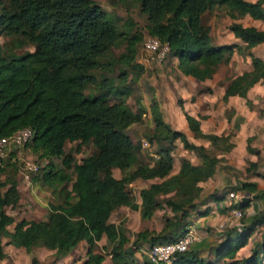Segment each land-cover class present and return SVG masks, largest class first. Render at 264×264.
<instances>
[{
  "label": "trees",
  "instance_id": "trees-1",
  "mask_svg": "<svg viewBox=\"0 0 264 264\" xmlns=\"http://www.w3.org/2000/svg\"><path fill=\"white\" fill-rule=\"evenodd\" d=\"M133 1L145 16L148 36L167 44V55L176 60L181 75L198 82L211 79L219 65H226L232 54L238 52L243 58L249 57L251 69L230 78L221 99L225 101L234 95L245 99L248 89L257 82L264 87V62L249 52L264 42V32L232 22L228 30L243 44L211 45L209 28L202 23L204 13L218 7H224L231 20L245 15L263 20L264 0ZM122 34L115 20L93 0H0V36L9 43L8 47L0 45V137L25 127L33 132L25 147L38 160H46L39 169V179L60 198L58 203L48 205L45 220H15L6 208L16 206L19 201L17 180L15 176L1 178L8 162L0 160V260L4 257L2 238L16 248L51 249L55 259L68 256L83 241L82 264H102L103 255H96L94 247L104 237L111 264H155L144 256L140 262L134 258L130 247L125 246L128 238L123 229L109 222L114 210L128 207L146 220L159 209L171 213L163 215L159 231L144 229L134 234L130 245L137 250L141 243L152 245L179 239L199 205L221 202L230 190L246 195L223 208L241 211L238 227L222 230L218 241L191 243L185 251L174 254L170 264H264V234L253 242L246 257L234 258L255 230L264 227V208H255L250 215L245 212L250 199L264 201V190H259L253 181H238L220 193L212 191L200 199L199 184L211 178L216 166L224 162L222 155L233 147L232 133H203L199 121L182 110L192 137L206 141L214 150L210 152L203 145L191 143L184 133L171 129L152 100L148 109L153 131L147 143L157 159L151 164L140 160V144L133 143L126 130L141 120L143 109L133 112L127 106L126 87L113 86L105 79L96 83L93 75L120 39H124L125 49L117 62L135 75L142 71L135 62L140 36L135 33L123 38ZM25 46H31L32 51L14 52ZM120 75L124 81L127 72ZM94 84L100 91L85 94L86 87ZM175 141L198 162L182 158L177 173L170 175ZM250 141L247 138L246 151L258 155V150L250 147ZM66 142L76 143L74 152L87 144L94 150L75 161L72 154L64 152ZM51 158H59L61 167L56 168ZM247 165L246 172L258 175L256 163ZM113 168L123 174L133 169V177L161 181L140 189L137 204L128 198L123 179L112 176ZM204 213L207 212H199ZM9 225L11 230L7 229ZM205 251L211 258L200 255ZM30 264H37L36 259L32 258Z\"/></svg>",
  "mask_w": 264,
  "mask_h": 264
},
{
  "label": "rangeland",
  "instance_id": "rangeland-1",
  "mask_svg": "<svg viewBox=\"0 0 264 264\" xmlns=\"http://www.w3.org/2000/svg\"><path fill=\"white\" fill-rule=\"evenodd\" d=\"M93 1L96 2L109 17L115 20L118 30L123 32V38L135 33L140 36L141 39L136 45L135 56V62L139 61L141 54H143L142 40L149 36L145 29V16L139 11L138 3L133 0ZM232 21H239V23L242 25L245 24V19L243 17H240L236 20H231L226 15V9L224 7L214 8L212 11L204 13L202 16V23L207 25L209 28L211 45H217L215 44L216 42H219L217 36H223L222 32L225 28H228L229 23H232ZM0 45L8 47V39L6 37L0 36ZM32 49L33 48L31 46H25L21 49H15L14 52L21 53L26 50L32 51ZM124 49L125 41L124 39H120L117 45L111 48L103 58L101 66L93 71V75L96 83H100L102 79H105L111 82L113 86L119 87L122 85L126 87L127 95L125 102L127 106L133 112L138 109H143L144 113L141 116V120L130 125L126 130L127 135L133 143L140 144V140L142 139L148 141L147 137L151 136L153 131V122L151 120L148 108L152 100L157 104L163 121L168 124L171 129L182 132L180 125L182 122L185 124L181 109L183 108V105L188 101L191 103L194 102L196 96H215L210 90L205 89L198 81H194L189 77L181 75L176 68V60L168 55L165 56L164 60L159 65L154 63L145 65L139 64L142 67V71L135 75L134 72H131L127 68L123 67L121 62H117V58L122 52H124ZM233 64L235 66L236 63L233 62ZM230 68L231 67H228L227 65L224 66L222 64L219 65L217 69L218 71L216 70L215 73H218V76L220 75L221 78H229ZM122 71L127 72L124 81L121 80L120 73ZM92 87L95 88L93 89ZM98 91H100V89L97 87V84H94L87 86L84 93H96ZM213 98L214 97L208 100V102L212 103L213 105V107L210 108L213 116H211V118L209 115L201 116L203 124H205L204 128H208L214 124H219L221 128L219 118L216 117L217 106L215 102H213ZM201 104V101H197L192 104V106L198 109ZM229 114L232 118L233 112L230 111ZM206 119L209 120L207 121ZM221 129L226 131L225 126H223ZM229 133H233V128L230 129ZM187 139L191 143L203 145L210 152H214V150L209 147L206 141L202 139L193 138L190 134L188 135ZM175 144L176 145L172 151L173 162L170 175L177 173V166L179 165V161L182 158L188 159L191 163L198 162L197 158L191 152L182 148L179 141H175ZM75 145L76 143L68 142H66L64 145V152L72 154V157L75 161H79L80 158L90 154L94 150L90 144H87L81 146L77 152H74L73 149ZM140 150V160L147 164H151L154 159L150 157L149 154L154 152V149H144L140 147ZM20 159L38 161L41 167L46 164L45 159L38 160L37 157L29 151L28 147H21L19 149L16 148L9 152L8 156L2 158L3 163H8L6 164L5 173L1 175V178L3 179L5 177L15 176L18 184L17 188L19 189V203L12 208L7 207L6 212L9 215H12L15 220H19L20 218L25 220L43 219L46 215L45 209L48 208V205L58 203L60 198L58 197L56 191H52L41 184L39 179L41 171H39L37 176H35L37 177V180L33 181V178L35 177L32 176L29 182H23L16 164ZM51 162L56 168L61 167L59 158H51ZM68 173H70V175L72 174L70 171H68ZM112 173V176L115 175L119 177V179H123L128 198L133 202H139L138 192L140 189L148 187L152 182L158 183L161 181V179L141 180L139 178L133 177L135 176L133 169L126 171L124 174L115 169L112 171ZM236 176L242 180L246 178L241 174V172H237ZM260 182L262 183V181ZM233 185L234 184L227 186ZM228 192H230V190L226 191L225 197ZM253 201L257 202L261 206L260 209L264 208V201ZM163 215L171 216V213L167 209H159L154 212L150 219L146 220L140 217L138 211H133L128 207L122 206L112 212L109 222L113 223L118 228L121 227L123 229L124 235L128 238V243L125 246L130 247L134 258L140 262L142 257L139 255L138 249L136 250L132 245H130L134 241V234L144 229L148 230L149 232L159 231L162 226ZM237 221L238 220H235L231 215H229L226 222L222 224L221 229L224 230L227 228L226 225L228 223L230 224L229 226H233L234 224H237ZM7 228L10 230L12 225H9ZM215 233L217 234V232ZM198 234L201 236L202 232H198ZM5 241V239L2 240V250L4 252V257L2 260H0V264H30L31 257H35L37 264H82L83 260L85 259V250L84 245L82 244H79L68 256L63 257L62 259H55L53 252H50L46 249L44 251L40 249H31L33 250L32 256H27L25 254L21 257H18V255L15 254V251L10 249V247L4 243ZM108 252L109 245L107 244L106 239L102 237V239L96 243L94 247V253L96 255H103L104 264H111L112 258ZM203 256L207 257L209 255L203 254ZM209 258H211V256H209Z\"/></svg>",
  "mask_w": 264,
  "mask_h": 264
},
{
  "label": "crops",
  "instance_id": "crops-1",
  "mask_svg": "<svg viewBox=\"0 0 264 264\" xmlns=\"http://www.w3.org/2000/svg\"><path fill=\"white\" fill-rule=\"evenodd\" d=\"M246 1L253 2L255 0H246ZM243 18L245 19L244 25L253 26L256 29L264 32V19L254 20L247 15L243 16ZM232 22H239V21H232ZM222 34L223 36L222 35L221 36L218 35L219 37L217 36L219 42H216L215 44L217 45L236 44L238 46L243 44L239 39L235 38L232 35V33L228 30V28H225ZM209 37H210V31H209ZM249 52L253 56L260 58L264 62V42L253 46L252 48H250ZM233 62L236 63L235 66ZM226 65L228 67H231L229 71V78H221L220 75L218 76V73H215V75H213L211 79H207L202 82H199L201 85H203L205 89L210 90L212 94H214L215 96H196L194 102L191 103L188 101L183 105L182 108L183 111L187 112L189 115L195 117L199 121V126L203 133H209L214 135H220L221 133H223L225 135L229 133L231 128H233V133H232L233 135L231 136V142L233 143V147L229 152L222 155L224 157V162L216 166L215 173L213 174V176L209 178L207 181L201 182L199 184L200 187L202 188L200 199H202L205 195H207L212 191H217L220 193L227 185H232L238 182L237 180L253 181L257 184V188L259 190H264V184H263L264 182V87L260 82H257L248 89L245 99L234 95L227 97V99L223 101L221 97L224 89L226 88L229 82V79L234 77L235 75L241 74L242 72L251 69L249 57L246 56L243 59L241 55L238 54V52H234L232 54L231 59ZM212 97H214L213 102H215L217 106L216 117L219 118V123H221V128L225 126L226 131H224V129H221L219 124H214V123H213L214 125L208 128H204L205 124H203V120L201 116L209 115L210 118L211 116H213L212 111L210 109L213 107V105L212 103L208 102V100L211 99ZM245 100L248 101V104L245 102ZM197 101H201L202 103L198 109L192 106V104H194ZM230 111L233 112L232 118L230 117L229 114ZM227 118H229V120H227ZM206 120L208 121L209 119ZM236 120H238V122H237V127L235 129L234 127ZM180 126L182 133H184L186 137H188L189 134L192 135L187 129L186 123L183 124L182 122ZM249 137L251 138L249 145L251 148H255L258 150V155H253L246 151V140ZM248 162L256 163L255 172L258 175H253L252 171L249 172L245 171V169L248 167L247 165ZM115 169L116 168H113L112 171ZM177 170H178V166H177ZM237 172H241V174L246 178L242 180L241 178L237 177L236 176ZM113 176L119 179V177L115 175ZM71 177H73V174H71ZM260 181H262V183ZM17 190L19 191L18 188ZM230 192H234V191H230ZM234 194L235 197L231 199L230 201L231 204L236 201H239L242 197L246 196L245 194L239 191H235ZM250 200H251V204L245 210L247 215L252 214L253 209L256 208L258 210L261 207L257 202L253 201L252 199ZM135 203L139 204L140 200L139 202H135ZM226 207H229V204L224 197V199L221 202L202 203L201 205L198 206V208L195 211L191 213L189 218V223H190L189 225L194 228L196 237L198 235L197 239L194 242L212 243V241L214 240L215 241L219 240V235L222 230L221 229L222 224L226 222L227 217L230 215L229 209L223 210V208ZM45 210H46V215L43 219H38V220L33 219L30 221L37 222V221L45 220L47 217V208ZM202 211H206L207 213L206 214L204 213V215L203 214L200 215L199 212ZM229 225L230 224L228 223L226 227L229 228L230 227ZM198 232H202L201 236L198 234ZM215 232H217V234ZM263 234H264V227H258L255 230L252 238L247 242V244L236 252L234 258L240 259L242 257H246L250 252L253 242L259 240ZM3 239L5 238H2V240ZM6 241L4 243H6ZM79 244L84 245L83 241L79 242ZM8 246L10 247V249H13L15 251V254H17L18 257H21L25 254L27 256L28 255L32 256L33 250L31 249H40L43 251L46 249L54 253L53 250L45 247H32L26 249L22 247L16 248L12 245H8ZM203 254H208V253L205 251L202 252L200 255L203 256ZM32 258L35 257H31V259ZM102 264H104L103 261Z\"/></svg>",
  "mask_w": 264,
  "mask_h": 264
},
{
  "label": "built area",
  "instance_id": "built-area-1",
  "mask_svg": "<svg viewBox=\"0 0 264 264\" xmlns=\"http://www.w3.org/2000/svg\"><path fill=\"white\" fill-rule=\"evenodd\" d=\"M141 58L137 61L140 65L145 64H161L165 56L168 54V46L166 43L160 42L154 37H147L142 41ZM33 136V132L29 128H20L15 130L7 136L0 137V160L8 156V153L16 148L25 147L30 143ZM140 147L146 149L148 148V143L146 140H140ZM153 159H157L154 152L149 154ZM17 167L20 172V177L22 181L29 182L31 176L39 172L40 164L36 161L22 160L17 161ZM235 197L234 192H228L225 199L228 201L229 206L230 201ZM230 215L238 220L241 217V211L238 209H229ZM234 226L238 227L237 224ZM197 239L194 228L188 226L186 232L177 240L168 243H156L152 245L141 244L138 248L140 256H144L149 262L155 264H170L174 254L183 252L187 247Z\"/></svg>",
  "mask_w": 264,
  "mask_h": 264
}]
</instances>
